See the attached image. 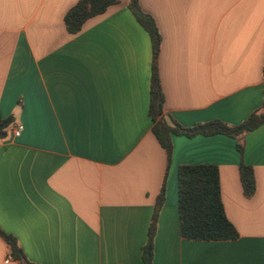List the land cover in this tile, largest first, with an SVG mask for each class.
Listing matches in <instances>:
<instances>
[{
  "label": "crops",
  "instance_id": "1",
  "mask_svg": "<svg viewBox=\"0 0 264 264\" xmlns=\"http://www.w3.org/2000/svg\"><path fill=\"white\" fill-rule=\"evenodd\" d=\"M78 0H0V228L32 264H144L166 170L149 117L152 47L127 1L76 35ZM161 33L170 124L239 125L263 103L264 0H139ZM153 264H264V125L245 137L256 192L243 194L236 140L174 136ZM215 165L235 241L181 237L178 171ZM10 259L7 263L6 260ZM0 264H19L0 237Z\"/></svg>",
  "mask_w": 264,
  "mask_h": 264
},
{
  "label": "trees",
  "instance_id": "2",
  "mask_svg": "<svg viewBox=\"0 0 264 264\" xmlns=\"http://www.w3.org/2000/svg\"><path fill=\"white\" fill-rule=\"evenodd\" d=\"M132 15L148 33L152 47V65L150 78V102L148 114L153 123L152 132L166 152L167 164L163 177L158 202L148 228V242L143 249L144 264H153L152 245L157 232L162 203L165 198L166 181L171 165L174 136L193 138L196 136L212 137L223 135L236 140L241 163L239 166L240 182L246 198H252L256 192L254 169L243 161L245 137L264 125V88L262 107L253 112L239 125H229L220 120L198 123L185 127L172 121L170 124L164 113L165 97L159 74V55L162 36L154 18L143 11L139 0H126ZM122 0H78L64 17L68 33L76 35L91 18L104 14L110 7ZM264 78V74H263ZM14 124L12 116L0 114V140L8 136L9 128ZM178 212L179 232L182 238L194 241H235L239 233L228 219L222 200L220 171L215 165H183L178 171ZM0 237L10 247L11 256L19 264H32L26 258L18 240L0 228ZM150 250L148 251V249Z\"/></svg>",
  "mask_w": 264,
  "mask_h": 264
},
{
  "label": "built area",
  "instance_id": "3",
  "mask_svg": "<svg viewBox=\"0 0 264 264\" xmlns=\"http://www.w3.org/2000/svg\"><path fill=\"white\" fill-rule=\"evenodd\" d=\"M22 130H23V126L22 125H16V124H13L9 128V132H11L15 138H17V137H19L21 135ZM9 261H10V259L6 260L7 263Z\"/></svg>",
  "mask_w": 264,
  "mask_h": 264
},
{
  "label": "water",
  "instance_id": "4",
  "mask_svg": "<svg viewBox=\"0 0 264 264\" xmlns=\"http://www.w3.org/2000/svg\"><path fill=\"white\" fill-rule=\"evenodd\" d=\"M150 250V248L148 249V251Z\"/></svg>",
  "mask_w": 264,
  "mask_h": 264
}]
</instances>
